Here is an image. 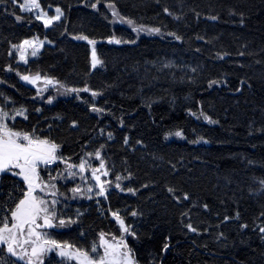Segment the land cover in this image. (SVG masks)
Wrapping results in <instances>:
<instances>
[{
    "label": "trees",
    "instance_id": "trees-1",
    "mask_svg": "<svg viewBox=\"0 0 264 264\" xmlns=\"http://www.w3.org/2000/svg\"><path fill=\"white\" fill-rule=\"evenodd\" d=\"M21 1L0 0V110H22L9 128L55 143L59 161L103 162L109 182L86 200L58 181L60 163L39 170L57 181L58 223L74 221L55 239L90 252L122 236L115 213L136 264H264V0H40L64 14L50 29ZM31 38L49 45L23 66L14 48ZM24 193L1 175L0 220Z\"/></svg>",
    "mask_w": 264,
    "mask_h": 264
},
{
    "label": "snow or ice",
    "instance_id": "snow-or-ice-1",
    "mask_svg": "<svg viewBox=\"0 0 264 264\" xmlns=\"http://www.w3.org/2000/svg\"><path fill=\"white\" fill-rule=\"evenodd\" d=\"M13 3H17V0H12ZM21 11L35 12L38 11L36 19L41 20L45 28L52 25L53 21H58L63 15L60 8H56V15L48 17L47 13L40 10V4L38 0H24V3L20 5ZM96 7L95 4L92 5ZM112 9V15L119 18V22L128 23L132 25L131 20H125L124 17L119 16V13L115 10L113 4L108 5ZM19 21L21 17L17 16ZM215 19V17H213ZM134 31H142L143 29L133 28ZM149 33H159V29H147ZM171 35V34H170ZM75 39H87L85 36L74 37ZM178 39V37H177ZM128 43L129 41H123ZM134 43V41H132ZM40 42L35 40H25L23 44L19 46L21 52V59H24L25 46L33 48L32 55L35 56L39 51ZM89 44L94 45L95 41L89 40ZM109 43H121L120 40H110ZM102 62L97 58L95 49L92 52V67L95 68ZM21 79L32 83L35 80H39V75L35 77L21 76ZM51 83V81H46ZM217 83L212 81L211 84ZM210 84V86H211ZM67 91H88L85 89H68ZM93 96L98 93L93 92ZM94 111H100V109H93ZM16 115H23V111H18ZM201 115H203L201 113ZM4 118L14 119L9 117L7 112H0V174L10 173L12 176L21 177L27 185V191L24 193V198L19 201L14 209L10 210V220L5 218L0 220L3 227H0V264H16V262H23V264H43V257L49 253L55 251L56 254L61 257L63 261L76 260L77 264H135L134 255L123 239L115 244L105 243V237L102 233L100 235L101 245L104 249V254L99 256L98 259L90 256L87 251L80 249H73L69 244H62L54 239H50L48 233L37 232L36 229L40 227H53V220L56 219L55 211H50L46 201L34 195L37 188V182L39 176L37 173V167L39 165H49L56 160L60 159L57 155L58 145L50 142L47 139L33 138L30 134H23L20 132L12 131L7 124H5ZM26 118V117H25ZM204 119L208 123H216V121L210 120L207 116ZM111 135V134H109ZM176 136H180V132L175 133ZM198 142V141H197ZM207 143V141H204ZM97 159L100 158V153H96ZM61 162H64L61 160ZM71 168L72 165H69ZM104 164L101 162L100 168H103ZM81 171L85 168V162L79 165ZM18 169V171H15ZM100 169L93 171V176L99 182V177L95 176V173ZM106 174V173H105ZM117 179H120L117 177ZM54 189L55 185H51ZM119 187V185H117ZM74 193L78 192V188L72 190ZM91 191V188L88 189ZM104 187L100 185V195L104 194ZM171 191V189L169 190ZM53 196L56 192L51 193ZM187 198V197H185ZM56 201H53V208ZM43 214V215H41ZM114 217L120 222L121 228L125 233H129V229L124 226L123 221L119 219L117 214H113ZM136 215V213H133ZM43 219V225L38 224L37 221ZM74 221L66 222L63 219L59 220L58 226H64L66 223H73ZM190 231H195L189 226ZM260 231L264 233V228ZM25 233H27L25 235ZM130 234V233H129ZM30 246V247H26ZM167 247V246H165ZM6 249L7 256L3 255ZM91 251L93 253L98 251V246L93 245Z\"/></svg>",
    "mask_w": 264,
    "mask_h": 264
},
{
    "label": "rangeland",
    "instance_id": "rangeland-1",
    "mask_svg": "<svg viewBox=\"0 0 264 264\" xmlns=\"http://www.w3.org/2000/svg\"><path fill=\"white\" fill-rule=\"evenodd\" d=\"M38 2L40 4V0H38ZM23 3H24V0L21 1V4H23ZM20 9H21V7H20ZM55 9L56 8L49 9V10H43L41 8V6H40V10L44 11L45 13H47L48 17H53V16L56 15ZM22 12L30 14L35 19H36V15L38 14V11H36L35 14H34V12H28V11H22ZM63 17H64V14L60 17V19L58 21H53L52 25L47 27L46 29H50L54 24H56L59 21H61L63 19ZM36 20L39 21L44 26V24H43V22L41 20H38V19H36ZM28 40H35V41L40 42L39 45H38L39 51L37 52V54L35 56H33L32 55L33 48L29 47V46H25V49H24V52H23L24 59H21V52H20L19 46L21 44H23V42L21 44H19L18 46H16L14 48V53H15V55L17 57L18 63L23 65V66H26L29 63V61L36 59L39 56V54L42 52L44 47L49 45L48 41L41 40L39 38H31V39H28ZM90 45H91V53H92L94 45H92V44H90ZM91 58H92V54H91ZM25 76H28V75H25ZM29 77L31 78V77H35V76H29ZM20 81L24 85L32 87V88H35V89H38V90H45V89L54 87V83L52 81H51V83H47L46 81H50V80H48L46 78H42V77H40L39 80L33 81L32 83H29L27 81L22 80L21 77H20ZM0 112H3V111L0 110ZM8 115H9V117H14V119L4 118L3 122L5 124H7L8 127H9V125H11L17 119V117H20V118L23 117V115H12V114H8ZM83 162H85V168H84L83 171H81L80 168H79V165L82 162L80 164H78V165H72V167L70 168L69 165H71V164H65L64 162L56 160L55 162H53V163H51V164H49L47 166L39 165L37 167V173H38V176H39V181L37 182V188H36V191L34 192V195L39 197V198H41V199H43L44 201H46L49 210L50 211H53V210L55 211L56 219L53 220V227H51V228L40 227V228H37L36 231L40 232V233H48V236H49L50 239L56 240L55 239V235L52 233V230H53V228L56 225H58L57 224L58 223L57 218L61 217L60 213H59V208H60L61 202L59 201L57 195L53 196L51 194L53 191L56 192L55 188L53 189L51 187V185H55V182H57L56 179H54V178H44V177L40 176L39 170L40 169L48 170L49 173H51L50 171L53 170L54 166L56 164L60 163V165H62V167L64 169H62V173H61L62 176L58 178V181H60V183H63V184L69 183L70 184L68 186L69 189H70L69 191H72V189H74V188H78L79 189L78 192L74 193L72 191L73 195L75 197L85 198L86 200H100V199H103L105 197L107 191H108V184H109L108 178H107V173L105 172L104 167L100 168L101 163H99V161H96V163H97L96 166L94 165L92 160L91 161H86L85 160ZM95 169H100L99 171H97L95 173V176L99 177V182L93 176V171ZM15 171H18V169H16ZM3 174H0V177ZM16 177H18L21 181L24 182V180L21 177H19V176H16ZM101 184L103 185V187L105 189L103 195L99 194L100 193V185ZM24 185H25V192H26L27 191V185L25 184V182H24ZM89 188H91V191H88ZM53 201H56V203L54 205V208H53ZM41 215H43V214H41ZM37 223L43 225V219L38 220ZM0 227H3V224ZM120 227H121V224H120ZM121 232H122V236H120L119 238L109 239V238L105 237V243L115 244V243L119 242L121 239H123L124 243L127 244L126 240H125V237H126L127 234L122 230V228H121ZM26 234L27 233H25V235ZM57 242H59V241H57ZM59 243H61V242H59ZM62 244H65V243H62ZM96 246H98V251L97 252L93 253L92 251H90L88 253L90 254V256L95 257V258L98 259L99 256H102L104 254V249H103V246L101 245L100 238H99V242H98V244ZM26 247H30V246H26ZM73 249H75V248H73ZM4 253L7 256L6 249L4 250ZM47 261L49 262V264H77L76 260L63 261L61 259V257H59L56 254L55 251L49 252L43 257V264H46ZM16 264H23V262H16Z\"/></svg>",
    "mask_w": 264,
    "mask_h": 264
}]
</instances>
